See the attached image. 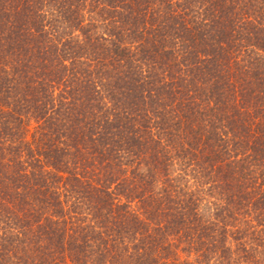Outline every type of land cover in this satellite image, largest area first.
<instances>
[{"label":"trees","instance_id":"1","mask_svg":"<svg viewBox=\"0 0 264 264\" xmlns=\"http://www.w3.org/2000/svg\"><path fill=\"white\" fill-rule=\"evenodd\" d=\"M0 264H264V0H0Z\"/></svg>","mask_w":264,"mask_h":264}]
</instances>
